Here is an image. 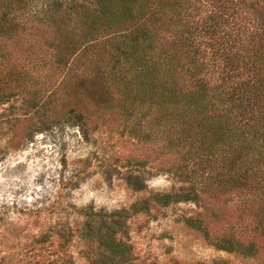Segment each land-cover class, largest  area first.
Segmentation results:
<instances>
[{"label": "trees", "instance_id": "trees-1", "mask_svg": "<svg viewBox=\"0 0 264 264\" xmlns=\"http://www.w3.org/2000/svg\"><path fill=\"white\" fill-rule=\"evenodd\" d=\"M38 1L0 0L5 87L38 86L51 64L59 86L32 101L84 134L109 115L155 149L128 159L124 180L146 195L129 214L83 210L86 263L134 264L126 218L188 203L208 244L264 257V0ZM161 174L182 186L155 192Z\"/></svg>", "mask_w": 264, "mask_h": 264}, {"label": "rangeland", "instance_id": "rangeland-1", "mask_svg": "<svg viewBox=\"0 0 264 264\" xmlns=\"http://www.w3.org/2000/svg\"><path fill=\"white\" fill-rule=\"evenodd\" d=\"M37 71L38 86L12 92L0 79V264H87L80 238L83 210L129 214L146 195L127 186L128 159H154L155 149L109 115L85 134L72 118L56 119L46 95L62 76L51 64ZM38 88L46 91L42 102L32 101ZM148 184L163 193L182 186L166 174L148 177ZM196 212L204 210L188 203L127 217L134 264H264V257L246 258L208 244L184 222Z\"/></svg>", "mask_w": 264, "mask_h": 264}]
</instances>
